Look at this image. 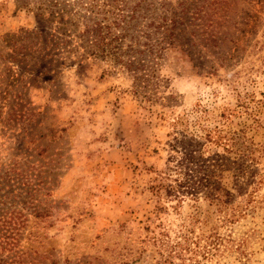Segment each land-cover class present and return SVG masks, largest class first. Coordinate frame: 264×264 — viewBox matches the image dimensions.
<instances>
[{
	"label": "rangeland",
	"instance_id": "374dc122",
	"mask_svg": "<svg viewBox=\"0 0 264 264\" xmlns=\"http://www.w3.org/2000/svg\"><path fill=\"white\" fill-rule=\"evenodd\" d=\"M39 1L0 0V264H264V0H126L163 44L143 90ZM191 137L256 144L226 206L176 183Z\"/></svg>",
	"mask_w": 264,
	"mask_h": 264
},
{
	"label": "trees",
	"instance_id": "16d2710c",
	"mask_svg": "<svg viewBox=\"0 0 264 264\" xmlns=\"http://www.w3.org/2000/svg\"><path fill=\"white\" fill-rule=\"evenodd\" d=\"M37 4L36 18L40 24L48 20L43 14L46 9L51 10L50 21L58 15L63 25L69 23V19H75L74 24H77L81 18L84 19L85 29L78 36L83 51L80 52L76 47L66 50L68 39L54 37L51 39V42H54L52 55L55 53V56H63L64 49L69 55L73 54L79 59L87 55L111 58L120 64V67L134 74L138 89L143 90L149 84L150 77L158 64L156 61L161 57L163 44L158 43L159 47L153 44L155 37L150 32L144 33L146 39L144 42L140 41L138 35L130 34V29L133 27L130 24L137 19L136 6L130 8L126 0H73L70 3L66 0H41ZM66 12L68 17H65ZM37 35L43 39L52 36L43 32H37ZM127 38L132 43L125 45L124 41ZM142 82L145 84H141ZM206 140L215 143L209 137H206ZM255 146L256 144L250 140H236L231 144L222 145L223 152L210 150L206 154L208 151L206 144L191 137L185 147L184 156L178 164L181 168L178 172L184 175V181L178 178L176 183H179V186L186 185L192 195L204 193L212 203L219 207L226 206L232 193L221 185V175L230 167L237 176L246 173L247 170H253L251 163L257 164L261 156L257 155L258 148ZM255 173L256 171H253L252 176H255ZM262 180L263 177L258 181L252 179V183L256 182L254 189L263 182ZM161 186L162 183L157 185L159 188Z\"/></svg>",
	"mask_w": 264,
	"mask_h": 264
}]
</instances>
